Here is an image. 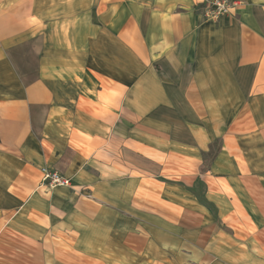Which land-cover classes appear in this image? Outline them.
<instances>
[{
	"label": "crops",
	"instance_id": "crops-1",
	"mask_svg": "<svg viewBox=\"0 0 264 264\" xmlns=\"http://www.w3.org/2000/svg\"><path fill=\"white\" fill-rule=\"evenodd\" d=\"M233 1L0 0V264H264V0Z\"/></svg>",
	"mask_w": 264,
	"mask_h": 264
},
{
	"label": "built area",
	"instance_id": "built-area-1",
	"mask_svg": "<svg viewBox=\"0 0 264 264\" xmlns=\"http://www.w3.org/2000/svg\"><path fill=\"white\" fill-rule=\"evenodd\" d=\"M207 5L210 8L208 13L213 17H218L225 13H231L238 3L235 1L230 2L229 0H212L207 2ZM42 172L43 177L41 182L49 188L70 185V179L56 169L42 167Z\"/></svg>",
	"mask_w": 264,
	"mask_h": 264
},
{
	"label": "rangeland",
	"instance_id": "rangeland-1",
	"mask_svg": "<svg viewBox=\"0 0 264 264\" xmlns=\"http://www.w3.org/2000/svg\"><path fill=\"white\" fill-rule=\"evenodd\" d=\"M210 1H212V0H208V2H210ZM230 2H232L233 0H229ZM209 8V7H208ZM208 10H210V8L209 9H207V12H208ZM210 12V11H209ZM232 13V12H231ZM225 14H227V13H225ZM208 15H209V17H212V18H218V17H220L221 15H219L218 17H213V16H211L209 13H208ZM224 15V14H223ZM209 157H212V154H209L208 155ZM196 192H198V189H197V191ZM205 192V191H204ZM204 192H203V195H204ZM198 193H200V192H198ZM199 200L203 203L204 201L202 200V198L200 199L199 198Z\"/></svg>",
	"mask_w": 264,
	"mask_h": 264
},
{
	"label": "trees",
	"instance_id": "trees-1",
	"mask_svg": "<svg viewBox=\"0 0 264 264\" xmlns=\"http://www.w3.org/2000/svg\"><path fill=\"white\" fill-rule=\"evenodd\" d=\"M209 161V160H208Z\"/></svg>",
	"mask_w": 264,
	"mask_h": 264
}]
</instances>
